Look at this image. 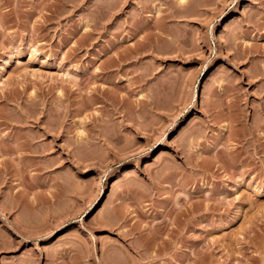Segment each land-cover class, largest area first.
I'll list each match as a JSON object with an SVG mask.
<instances>
[{"label":"rangeland","instance_id":"obj_1","mask_svg":"<svg viewBox=\"0 0 264 264\" xmlns=\"http://www.w3.org/2000/svg\"><path fill=\"white\" fill-rule=\"evenodd\" d=\"M0 264H264V0H0Z\"/></svg>","mask_w":264,"mask_h":264},{"label":"bare ground","instance_id":"obj_2","mask_svg":"<svg viewBox=\"0 0 264 264\" xmlns=\"http://www.w3.org/2000/svg\"><path fill=\"white\" fill-rule=\"evenodd\" d=\"M232 21H233V20H231V22H232ZM231 22H230V23H231ZM228 23H229V22H228ZM162 152L165 153L164 151H162ZM162 152H161V153H162ZM163 153H162V154H163ZM160 155H161V154H160ZM36 233H37V232H36ZM33 235H34V234H33ZM35 235H36V234H35Z\"/></svg>","mask_w":264,"mask_h":264}]
</instances>
